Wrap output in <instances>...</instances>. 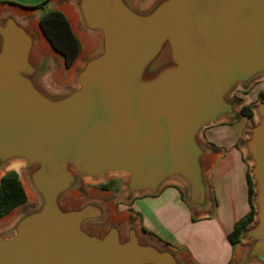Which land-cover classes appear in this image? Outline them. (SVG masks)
Listing matches in <instances>:
<instances>
[{
  "label": "water",
  "instance_id": "95a60500",
  "mask_svg": "<svg viewBox=\"0 0 264 264\" xmlns=\"http://www.w3.org/2000/svg\"><path fill=\"white\" fill-rule=\"evenodd\" d=\"M70 2L97 47L66 91L45 85L52 64L34 58V33L0 17V170L21 163L39 200L0 229V264H183L133 223L90 230L107 220L100 200L65 199L84 179L121 173L128 196L176 180L206 210L210 150L199 135L236 118L233 91L264 77V0ZM254 109L243 147L256 216L243 235L247 259L264 264V102Z\"/></svg>",
  "mask_w": 264,
  "mask_h": 264
},
{
  "label": "crops",
  "instance_id": "0c3cea01",
  "mask_svg": "<svg viewBox=\"0 0 264 264\" xmlns=\"http://www.w3.org/2000/svg\"><path fill=\"white\" fill-rule=\"evenodd\" d=\"M61 1L63 0H51L48 5L57 4L52 10L63 12L70 25L72 20L66 12L71 9L76 14L77 24L81 25L70 0L66 1V7H62L64 3ZM41 2L42 0H0V17H15L34 33L37 38L34 58H46L52 64V72L46 77L45 85L54 91H66L73 87L76 70L83 60L96 51L97 40L85 31L95 39V49L80 61L73 73L72 70L68 72L62 56L49 44L41 28L40 17L43 11L37 8ZM42 41H45L48 51H39ZM54 53H58V56L54 57ZM57 63L64 64L65 72H68L64 81L60 79L58 82L53 77ZM247 96L248 94L241 97L236 118L210 124L199 135L201 143L210 150L205 158L209 198L206 210L191 206L186 197L185 186L176 180L166 183L157 193L136 195L124 205L129 217L138 218V226L142 232L140 234L138 230L140 236L160 247L172 249L183 264H258L247 259L251 241L243 234L240 243L235 246L228 241V235L235 225L251 210L247 179V174L251 171L243 143L252 124L240 115L243 105L251 103L249 100L243 101ZM18 216L19 214L9 224Z\"/></svg>",
  "mask_w": 264,
  "mask_h": 264
},
{
  "label": "rangeland",
  "instance_id": "374dc122",
  "mask_svg": "<svg viewBox=\"0 0 264 264\" xmlns=\"http://www.w3.org/2000/svg\"><path fill=\"white\" fill-rule=\"evenodd\" d=\"M66 1L67 0L61 1L62 3L65 4V5L63 4L62 7L68 6ZM133 1L136 4H138L140 7H143L146 4H148V2L150 0H133ZM55 7H57V4H55V3L47 5V8L49 10H52ZM71 26L73 28L72 29L73 32L75 33V35L77 36L78 39H79L78 33H85V30L81 27V25L79 23L76 25L71 23ZM79 41H80V39H79ZM81 47H82V51H81L76 63L70 69H67L68 72L70 70H72L71 72L73 73L74 69L80 63V61L83 58L90 55L95 49L94 48L93 50H89V52H88L84 45L81 44ZM56 54L58 55V53H56ZM64 68H65L64 64L57 63L53 77H55L58 74V72H62L60 79L63 81L66 80L68 72H65ZM59 82H60V80H59ZM234 94L236 96V99L238 100V104L240 103L241 97H243V95L248 94L247 98L243 99V101L246 102L247 100H249L251 102L250 105L253 107L254 117L250 121H251V124L256 123L257 117L255 114L254 108L260 102H264V99H262V97H261V95H264V77L253 81L249 85L240 86V87L236 88L233 91L232 97L234 96ZM246 160L249 164V168L251 171L252 163L247 157H246ZM12 163H15V162H10L5 168L0 170V181H1V178L4 176L5 173L13 170V168L11 169L9 167ZM22 169H23V165H22ZM19 176H20V179H21L23 185H24V183L25 184L27 183V186L30 188L29 183L27 181V178H26L25 174L22 172V170H21V173H19ZM126 180H127V175L121 174V173L120 174H111V175L107 176L106 178L97 179V180L84 179L82 181L81 187L77 191L71 193L65 199V202L70 204V205H75V204H80L84 201H87L88 199H97V200H100L104 204V206L106 208V213H107V215H106L107 220L103 224L90 225L89 229L92 231L103 232V231H105V229L107 228V226L109 224L120 225L122 227V229L124 231H126L129 223H133L134 225H136L138 227V230L140 231V228H139L138 222H137L138 218H134L131 216L129 217L127 215V213L125 212V209H124V205L127 204L126 201H129L132 198L131 196H128V194L125 190ZM105 185L109 186V187L112 185L113 187L111 186V189L109 191L104 192L103 190L105 189L104 188ZM30 190L32 191L31 188H30ZM38 205H39V200L37 197H35V199L33 201L28 197V203L26 205L18 207L11 214H9L7 217L0 219V222L3 223V225H2L3 227L0 226V229L4 228V226L9 224L18 214L20 215L24 212L30 211V210L36 208ZM140 234H142L141 231H140Z\"/></svg>",
  "mask_w": 264,
  "mask_h": 264
},
{
  "label": "trees",
  "instance_id": "16d2710c",
  "mask_svg": "<svg viewBox=\"0 0 264 264\" xmlns=\"http://www.w3.org/2000/svg\"><path fill=\"white\" fill-rule=\"evenodd\" d=\"M50 1L42 0L37 6L38 9L43 11L40 17V25L49 44L62 56L66 68L70 69L76 63L82 51L81 43L73 32L66 15L61 11L47 8ZM261 97L264 99V95H261ZM240 115L252 120L254 116L253 107L250 104L243 105ZM247 179L251 210L245 218L235 225L234 230L228 235V241L232 246L240 243L243 232L255 221L256 207L253 201L255 187L250 172L247 174ZM111 186L105 185L104 188L111 189ZM182 197L185 199L183 195ZM27 203L28 195L19 174L14 170L5 173L0 181V219L7 217L15 209Z\"/></svg>",
  "mask_w": 264,
  "mask_h": 264
},
{
  "label": "bare ground",
  "instance_id": "6f19581e",
  "mask_svg": "<svg viewBox=\"0 0 264 264\" xmlns=\"http://www.w3.org/2000/svg\"><path fill=\"white\" fill-rule=\"evenodd\" d=\"M66 13H68L70 19L72 20V23L74 25H76L77 24V19H76V16H75L76 14L74 15V13H73V11L71 9L70 10L68 9ZM78 36H79V39H80L81 44L85 46V48L87 49L88 52H89V50H93L95 48L96 42H95V39L92 36H90V35H88L86 33H78ZM39 51L40 52H42V51H48V47H47L45 41H42V43L40 45ZM53 55H54V57H57L58 56L56 53H54ZM61 75H62V72H58V74L55 76V80L59 82ZM9 167L11 169L13 168V170L15 169L16 171H18L19 173H21V170H22V164L21 163L15 162V163H12ZM24 187H25V190L27 192L28 197L33 201L35 199V195L30 190V188L27 186V183L26 184L24 183ZM2 225H3V223L0 222V226H2Z\"/></svg>",
  "mask_w": 264,
  "mask_h": 264
},
{
  "label": "flooded vegetation",
  "instance_id": "af4514ba",
  "mask_svg": "<svg viewBox=\"0 0 264 264\" xmlns=\"http://www.w3.org/2000/svg\"><path fill=\"white\" fill-rule=\"evenodd\" d=\"M233 98H234V99H236V96H235V94H234ZM104 190H107V191H109L110 189H104ZM91 225H97V224H91ZM89 226H90V225H89ZM89 226H88V227H89Z\"/></svg>",
  "mask_w": 264,
  "mask_h": 264
}]
</instances>
